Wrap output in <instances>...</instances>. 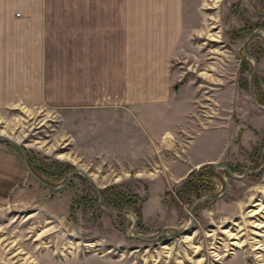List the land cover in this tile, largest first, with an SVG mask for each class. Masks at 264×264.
<instances>
[{
  "label": "rangeland",
  "instance_id": "rangeland-1",
  "mask_svg": "<svg viewBox=\"0 0 264 264\" xmlns=\"http://www.w3.org/2000/svg\"><path fill=\"white\" fill-rule=\"evenodd\" d=\"M183 4L182 130L144 169L79 161L45 108L0 109L47 184L0 207V264H264V0Z\"/></svg>",
  "mask_w": 264,
  "mask_h": 264
},
{
  "label": "crops",
  "instance_id": "crops-1",
  "mask_svg": "<svg viewBox=\"0 0 264 264\" xmlns=\"http://www.w3.org/2000/svg\"><path fill=\"white\" fill-rule=\"evenodd\" d=\"M184 29L183 0H0V109L45 108L79 161L144 169L182 130ZM38 188L0 143V207Z\"/></svg>",
  "mask_w": 264,
  "mask_h": 264
},
{
  "label": "water",
  "instance_id": "water-1",
  "mask_svg": "<svg viewBox=\"0 0 264 264\" xmlns=\"http://www.w3.org/2000/svg\"><path fill=\"white\" fill-rule=\"evenodd\" d=\"M250 36V35H249ZM248 36V37H249ZM247 37V38H248ZM246 38V39H247ZM246 39L244 40V43H245V41H246ZM10 143H12V144H16L17 145V142H15V141H12L11 139H8V138H6ZM27 169H28V171H29V173L31 174V176L36 180V181H38L39 183H41V184H43V185H45V186H47V184L45 183V182H43L42 180H40L37 176H35L34 174H33V172L29 169V167H28V165H27ZM82 174L84 175V177H89V175H87V174H85L84 172H82ZM69 181V179L66 181V182H68ZM201 200H203V199H201ZM200 200V201H201ZM191 209H193V207L191 208Z\"/></svg>",
  "mask_w": 264,
  "mask_h": 264
},
{
  "label": "trees",
  "instance_id": "trees-1",
  "mask_svg": "<svg viewBox=\"0 0 264 264\" xmlns=\"http://www.w3.org/2000/svg\"><path fill=\"white\" fill-rule=\"evenodd\" d=\"M28 164V166H29V168L31 169V171L38 177V178H41L40 177V175H39V173L37 172V170L33 167V165L29 162V163H27ZM62 177V175H59V177ZM42 179V178H41Z\"/></svg>",
  "mask_w": 264,
  "mask_h": 264
}]
</instances>
